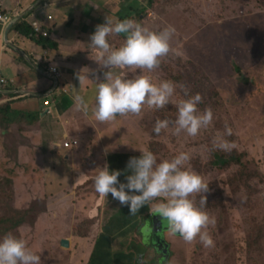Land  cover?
Instances as JSON below:
<instances>
[{
    "label": "rangeland",
    "instance_id": "374dc122",
    "mask_svg": "<svg viewBox=\"0 0 264 264\" xmlns=\"http://www.w3.org/2000/svg\"><path fill=\"white\" fill-rule=\"evenodd\" d=\"M103 6L110 14L113 13V20L146 7L138 17H134L135 22L153 31L169 25L174 27L170 52L161 58L158 68L150 72L145 69L144 74L153 83L171 80L185 85L190 95L199 93L202 101L198 109H210L212 121L192 137L183 133L173 135L171 129L154 134L155 120L174 119L177 102L186 98L177 88L171 102L162 109L145 106L139 116L118 115L111 121L95 120L94 125L81 122L88 136L76 134V125L71 124L70 129L66 125L69 134L65 135L53 123L46 130L56 139L69 142L67 153L73 154L76 169L95 163V175L96 168L107 161L106 156L114 153H124L123 160H127L134 154L139 156L140 150H148L159 162L171 159L179 152H187L190 159L186 167L208 184L203 210L215 220L207 228L214 243L206 248L198 239L188 243L178 235L170 236L165 232L168 241L165 244L169 250L167 264H264V0H120V10ZM129 19L133 20V17ZM122 42L120 34L109 40L113 47H119ZM96 65L91 72L97 80H102L107 69L101 68L97 62ZM234 65L241 67L245 83L237 82ZM113 72L128 78L136 74L135 69L128 68L113 69ZM60 76L61 73L58 80ZM1 79L4 80L1 85H10ZM96 83L98 81L94 80L83 92L84 99L93 93L91 98H94ZM55 87L56 80L51 89ZM252 88L254 91L244 93V89ZM6 91L0 90V106H4L8 98ZM10 91L11 95L32 94V90ZM29 100L23 101V105L28 107L23 109L29 115L35 113V109L39 112V104ZM9 109V112L0 113V219L12 213L9 210L13 209L17 195L21 197L17 203L26 196L38 209L53 193V199L60 202L58 207L61 210H52V213L42 216L39 213L34 226L26 221L19 229L7 233L23 239L26 245L28 243L29 248L40 256V264H86L94 245L87 244L91 239L83 236L94 238V219L86 220L83 214L77 213L75 203L90 196L92 187L89 185L95 175L74 188L73 184L67 183L69 173L64 171L65 178L60 183L53 176L59 170H50L52 160L58 155L57 148H51V140L44 137L41 128L29 115L31 123L26 120L12 122L16 104ZM9 118L10 122L4 120ZM75 119L84 121L78 114ZM225 125L231 129V135L225 136ZM214 137H223L233 145L232 149H213ZM123 144L126 145L123 147ZM215 152L236 154L240 161L231 168H224L222 163L214 162ZM90 166L86 170L87 175L92 173ZM67 167L70 170L72 166L68 164ZM108 167L114 169L109 164ZM235 170L243 175L233 174ZM19 179L31 183L37 190L28 186L17 187L16 183H21ZM72 182H78L75 176H72ZM58 194L63 197L59 198ZM106 198L111 202V194ZM90 199L86 202L85 217L96 206ZM162 199L157 198L158 201ZM193 199L199 207V194H193ZM149 204L147 219L137 223L138 231L145 236L143 244H136L128 234L124 238L116 237L112 249L121 250L131 245L144 251L141 264H165L164 258L159 262L158 254L150 245V229L141 227L145 221L150 224L155 202ZM21 209H25L23 205ZM106 215L110 214L107 212ZM116 221L112 224L115 225ZM77 227L79 232H76ZM4 234L0 232V236ZM77 237L78 247L73 249L72 239ZM62 238L70 239L69 247L60 244Z\"/></svg>",
    "mask_w": 264,
    "mask_h": 264
},
{
    "label": "clouds",
    "instance_id": "9594fccd",
    "mask_svg": "<svg viewBox=\"0 0 264 264\" xmlns=\"http://www.w3.org/2000/svg\"><path fill=\"white\" fill-rule=\"evenodd\" d=\"M33 20L41 25L40 31H35L31 26ZM0 21L7 22L1 19ZM19 22L20 20L14 27ZM28 24L34 31L31 34L35 33L38 35L37 38L49 36V30L44 26L43 20L31 19ZM174 33L175 29L170 25L153 31L132 19L114 21L107 16L104 23L95 26L94 31L89 35L88 45L97 50L98 54L94 60L101 68L107 69L103 72L102 80H97L95 77L91 79L98 81L91 109V116L96 121H111L118 115L139 116L145 106L154 110L162 109L171 102L176 89L180 88L186 98L177 102L175 118L172 120L157 118L152 132L159 135L162 130L171 129L173 135L183 133L192 137L210 125L213 118L212 111L198 109L202 101L199 93L190 95L185 85L171 80L153 83L149 76L144 74L145 69L150 72L158 68L161 58L168 55L170 40ZM118 34L124 35L123 42L119 47H113L109 40ZM51 68L56 70L53 71ZM124 68L135 69L136 74L128 78L122 73L113 72V69ZM49 70L57 79L58 68L52 66ZM78 79L80 80V75ZM51 104L49 99L44 101L46 109H49ZM73 109L87 114L89 105L81 95L77 94L73 97ZM227 135H231V129L225 125V136ZM65 142L64 147H66ZM212 147L230 151L233 145L223 137H214ZM189 159L187 152H179L171 159H162L158 162L151 151L140 150L138 157H130L127 161L123 170L127 173L124 182L118 180L121 170H110L105 163L102 167L96 168L93 188L101 196L107 197L111 194L112 199L118 201L121 206H126L128 213L132 215L147 204L155 202L152 213L158 215L168 235H178L188 243L198 239L203 247L209 248L214 242L207 228L210 224H214L215 220L203 210L207 199L204 193L208 191V184L200 175L186 167ZM193 194H199V207L194 203ZM157 198L163 199L158 201ZM144 219H147V216ZM137 234L143 244V234L140 231ZM162 258H166L165 264L169 263L166 253ZM0 264H40V256L34 253L23 239L12 233H6L0 236Z\"/></svg>",
    "mask_w": 264,
    "mask_h": 264
},
{
    "label": "crops",
    "instance_id": "0c3cea01",
    "mask_svg": "<svg viewBox=\"0 0 264 264\" xmlns=\"http://www.w3.org/2000/svg\"><path fill=\"white\" fill-rule=\"evenodd\" d=\"M101 1L102 0H0V13L10 18L9 21L4 23L0 21V77L7 80L10 84L7 87L0 84V90H7L6 94L8 96H12L10 90H32L33 95L31 96L38 97V99L32 98L29 100L35 105L38 103L40 106V108L37 109L40 110L39 117L41 119L39 118L40 120H37L35 125L41 128L47 140H51V148H57L58 154L57 157L52 160L53 163L50 166V170H59L54 173L53 176L59 179L60 183L63 178H65L63 172H68L69 180L67 183L73 184L74 188H76L77 185L86 183L95 175L94 168L96 164L94 163L91 166L88 165L86 168L77 167L76 169L75 162L72 159L73 154H68L67 148L63 146L64 142L50 135L46 129L53 123L55 128L60 132L62 130L64 132L63 135H65L69 134L66 125L68 129L71 128V125H76V134L88 136L86 129L82 128L81 122L94 125L95 119L90 116L94 104V98L91 97L94 93L91 97H86L85 99L89 105L87 114L73 109V97L77 94L82 96V94H84L83 92L88 90L90 84L94 81L91 80L94 78L91 71H94V68L97 66L94 59L96 58L95 55L98 53L96 49L88 45L89 35L94 31L97 24L104 23L106 16L109 18L114 17V15H112L113 13L110 14L107 9L105 10L103 5H105V7L108 6L110 9L120 10V0H105L100 4ZM48 15H52V19H48ZM36 18L43 20L44 26L49 30V36L45 38L48 43L45 45H41L33 38L23 35L14 27L15 23L19 20V23L23 21L28 24V21ZM52 66L58 68V72L61 73L59 80L56 79L54 73L50 72L49 68ZM78 75H80V80L78 79ZM55 79L57 80L56 87L55 89H51L55 83ZM94 88H96V85H94ZM48 91L52 94L49 95ZM47 99L52 102L49 108L50 110L48 108L46 109L44 105V101ZM19 107L28 108L23 105V102H21ZM77 114L82 117L84 121H77L75 119ZM57 116H60V119H58ZM125 145L126 144H123V147ZM118 154L123 157L124 153L118 152ZM113 155L114 154H111L109 157L106 156L107 161H105V163L109 164V158ZM68 164L72 166L70 170H68ZM89 166L91 167L90 171L92 173L87 175L86 170ZM123 166L124 163H121L117 169L122 171ZM72 176H75L78 182L73 183ZM124 179L125 177L121 176L120 181L124 182ZM60 183H58V185ZM89 186L92 187V192H89L90 196L80 199L78 204L76 202L75 208L78 210L77 213L84 215L82 216L83 218L94 219V238L83 236V238L87 237L91 239L87 244L92 246L102 233L104 226L112 219L115 213L119 210L127 209V207L121 206L116 200V202H114L112 198H110L111 202H109V198L105 196L100 195L98 197L92 182ZM52 194L48 195V200L45 202L46 210L41 212V216L52 213V210H61V207H58L60 206V202L54 200ZM57 196L59 198L63 197L62 194H58ZM89 198H91L90 200L93 203H96V206L93 210L89 211L88 217H85V206ZM62 202L64 201L62 200ZM102 205H104L103 212L99 218ZM107 212L110 215L105 216ZM146 216L147 211L143 213L142 217ZM116 231L119 232V229L114 225L113 232L118 233ZM137 233L138 231H136V228H132V230L130 228L128 229V234L134 237L133 239L135 242H140V244H142L139 238L137 239V237H139ZM68 241L69 247V238ZM126 248L127 247H125V249ZM128 250H133L140 258V261L142 260L144 254L143 250H136L135 247L133 248L131 246ZM158 260L160 263L162 262L161 257H159Z\"/></svg>",
    "mask_w": 264,
    "mask_h": 264
},
{
    "label": "trees",
    "instance_id": "16d2710c",
    "mask_svg": "<svg viewBox=\"0 0 264 264\" xmlns=\"http://www.w3.org/2000/svg\"><path fill=\"white\" fill-rule=\"evenodd\" d=\"M145 9L146 7H141L140 9L136 10L133 14L128 13L126 15L120 16L118 20L129 19L132 17L134 20V17H138L141 14V12H143ZM15 28L16 30L21 32L23 35L30 36L31 38L36 40L41 45L42 44L45 45L48 43V41L45 38L40 37L39 39H37L38 35H36L35 33L31 34L33 30L25 22L18 23L15 26ZM120 35L124 38L123 34H120ZM234 70H235V76L237 78V82L245 83V81L242 79L243 73L241 71V67L239 65H234ZM251 91H254V88L250 90L244 89V93H250ZM0 97H1V94H0ZM7 97L8 98L5 101L4 106H0V113L9 112L10 110L9 108L16 102V109L13 112L14 120L12 122L26 120L31 123V121L28 120L29 114L25 111V109L19 106L21 102H23L25 99H29V98L38 99V97L37 96L36 97H33V96L26 97L20 94L7 96ZM29 117L30 119L36 122L37 118L39 117V112L35 110V113H31ZM4 120H7L8 122H10L11 118L4 119ZM214 155H215L214 162L216 164L222 163L223 164L222 167L224 168H231L230 167L231 165L238 163L240 161L239 157L236 154L224 155V153L218 154L217 152H215ZM133 157H138V156L134 154ZM128 160L129 159L123 160V157L118 153H114V155L109 158V165L114 166V169H117L118 166L121 165V163H124V166L121 171V175L118 177V180H121V176L125 177V175L127 174L123 170L125 169ZM233 174L238 175V176L243 175L241 174V172L236 171V170L233 172ZM18 181L21 183H16L19 185L17 187L28 186V187H32L35 190H37V188L34 187V185L33 186L31 185V183H26V181L22 182L21 179H19ZM20 199H21L20 195H17L16 201L18 202ZM16 201L14 203L13 209L9 210V212L11 211L12 213L0 219V232L2 233H7L9 231L19 229L20 226L25 225L26 221H28L30 224H33L34 226L39 213L46 210V204L44 201L38 209L36 208V204L33 203L28 198H26V196L20 201V203H17ZM22 205L25 209H21ZM149 207H150V204H147L146 206L142 207L138 212H136V214L134 215L128 213V208L117 211L115 215L112 217V219L109 220L108 223L104 226L102 233L96 239L93 250L91 251L88 262L86 264H141L140 258L135 254V252L133 250H128L131 245L126 246L127 247L126 249H121V250L116 249L113 251L112 243L116 237H122V236L126 237L128 235V231H127V234H125L126 230H128L129 228L132 230L131 227L133 225H135L133 228H136V231H138L139 227L137 226V223L142 221L145 218V217H142V215L145 211L149 210ZM86 220L93 221V219H86ZM114 220H117L115 223V226L116 228L119 229V232L116 231L118 233L113 232L114 225L112 223ZM1 227H4V228H1ZM76 232H79L78 227L76 229ZM130 238H134V237L131 235ZM73 241H74L73 249H76L78 247V237L76 239L73 238ZM27 246H28V243H27ZM131 247L134 248V246H131ZM135 249L140 250L136 247Z\"/></svg>",
    "mask_w": 264,
    "mask_h": 264
},
{
    "label": "water",
    "instance_id": "95a60500",
    "mask_svg": "<svg viewBox=\"0 0 264 264\" xmlns=\"http://www.w3.org/2000/svg\"><path fill=\"white\" fill-rule=\"evenodd\" d=\"M151 224V228L153 230V245L156 246L158 249L162 250L164 253L168 254V249L165 244V227L163 223L161 222L160 218L158 217L157 214L153 215L151 219L149 220ZM149 224V225H150ZM61 245L64 247H68L69 241L68 239H62L61 240ZM166 260V258H165Z\"/></svg>",
    "mask_w": 264,
    "mask_h": 264
},
{
    "label": "built area",
    "instance_id": "2783aa9c",
    "mask_svg": "<svg viewBox=\"0 0 264 264\" xmlns=\"http://www.w3.org/2000/svg\"><path fill=\"white\" fill-rule=\"evenodd\" d=\"M48 18H52V16L49 15ZM0 19L3 20V21H8V20H9L8 17L2 16L1 14H0ZM31 26L33 27V29H34L35 31H40V30H41V25H40L37 21H35V20L31 21ZM51 69H52L53 71L56 70L55 68H51ZM3 81H4V80L0 78V82L2 83ZM65 146H66V147L69 146V143H68V142H65Z\"/></svg>",
    "mask_w": 264,
    "mask_h": 264
},
{
    "label": "flooded vegetation",
    "instance_id": "af4514ba",
    "mask_svg": "<svg viewBox=\"0 0 264 264\" xmlns=\"http://www.w3.org/2000/svg\"><path fill=\"white\" fill-rule=\"evenodd\" d=\"M152 215H151V217H153V215H155V213H151ZM141 227L142 228H144V227H148L149 229H150V233H151V240H150V245H151V247H153L154 249H155V253H156V255L158 256V257H161L162 258V254H164V252L162 251V250H160V249H158L156 246H154L153 245V230H152V228H151V224L149 225V223H147V222H145L144 224H142L141 225ZM146 235V234H145ZM145 237V236H144ZM159 253H158V252ZM159 254H161V256H159Z\"/></svg>",
    "mask_w": 264,
    "mask_h": 264
}]
</instances>
